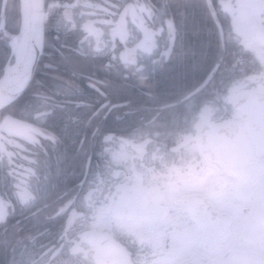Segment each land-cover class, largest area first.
I'll list each match as a JSON object with an SVG mask.
<instances>
[{"label": "snow or ice", "instance_id": "6c2138e0", "mask_svg": "<svg viewBox=\"0 0 264 264\" xmlns=\"http://www.w3.org/2000/svg\"><path fill=\"white\" fill-rule=\"evenodd\" d=\"M205 3L208 15L212 16L211 0ZM85 7L99 6L90 0H16L13 7L5 4L0 11V225H7L17 212L23 215L28 210L30 216L25 219L31 220L27 232L32 241L30 247L18 238L13 247L14 253L20 249L18 256L11 261L5 259L3 264H84L75 259L81 251L79 243L66 240L67 217L111 174L108 155L116 133L143 137L146 113L152 111L149 105L156 107L157 115L163 111L166 127L186 123L220 71L219 60L209 53L207 46L189 40L190 34H199L196 14H203L201 5L196 0H160L151 8L137 5L141 15L150 16L153 24L158 21V28L143 35L128 29L127 18L132 10L127 7L115 14L102 9L109 15L120 16L118 22L105 21L112 31L111 40L97 35L94 21L83 23L89 35L97 36L94 53L109 49L112 59L125 66L138 64L135 56L139 51L157 56L151 69L137 67L139 79L152 82L151 88L120 83L118 76L90 81L84 86L77 82L75 68L71 69L70 79H45L48 74L41 70L56 67L43 62L46 25L57 32L59 39L60 33L67 35L79 26L77 17H84ZM112 7L119 9L121 5ZM174 10H180V15ZM37 12L42 16L39 22L34 19ZM79 54L88 55L82 48ZM47 55L50 57L51 53ZM177 63L189 66L191 71L175 77L162 91L155 83L156 66L163 71ZM155 121L153 116L148 122L155 125ZM4 133L17 139L8 140ZM70 138L76 145L71 157L66 143ZM6 140L24 151H28L25 145L37 146L46 157L51 151L55 155L56 176L63 178L49 182L52 165L48 158L25 155L18 162L14 157L19 153L10 151ZM76 157L80 158V179L73 182L67 166L62 168L61 164ZM41 173L43 182L39 179ZM37 236L45 237L47 243L38 242Z\"/></svg>", "mask_w": 264, "mask_h": 264}, {"label": "flooded vegetation", "instance_id": "af4514ba", "mask_svg": "<svg viewBox=\"0 0 264 264\" xmlns=\"http://www.w3.org/2000/svg\"><path fill=\"white\" fill-rule=\"evenodd\" d=\"M90 2L99 7L83 8L85 15L83 18L77 17L80 24L75 30L67 35L60 33L59 39L46 41V55L43 57L45 62H51L53 65L56 63L59 72L57 77H63L65 80L71 78V73H67L66 68H75L78 73L76 79L82 80L84 86H87L90 81L110 80L118 76L123 84L133 80L139 86L151 88L152 82L139 79L137 67L143 65L146 69H151L152 61L157 59V56H149L139 51L135 56L138 64L125 66L118 60L112 59L109 49L94 53L92 48L96 44L97 36L89 35L83 28V23L89 20L94 21L99 30L97 35L105 40H111L112 31L105 21L118 22L120 16L109 15L102 9H108V12L114 14L122 12L127 6L126 0H90ZM159 2L160 0H139L137 5H147L151 8L153 4L158 5ZM196 2L203 5V0H196ZM127 3L132 10L127 18L128 29L143 35L145 32L152 31L153 27L158 28V21L153 24L150 16L141 15L137 5L130 3V0ZM5 4L11 8L13 0H0V11H3ZM116 4L121 5V8L112 7ZM174 13L179 16L180 10H174ZM244 20L240 35L236 31L234 18H232L233 23L228 25L230 31L227 39L239 41L241 37V43L248 45L247 48L258 54L259 47L264 49V44L253 37L260 31L264 32V14L263 16L251 15ZM248 25L252 27L249 31L250 39L244 41L243 33ZM198 32V35L190 34L189 40L197 44L204 43L203 36L204 33L209 34L208 30L201 29ZM82 40L83 44L80 43ZM160 46L163 48V41ZM81 48L88 55L81 56L79 54ZM47 53H51V56L49 57ZM61 53L64 54L63 57ZM54 59L55 61H52ZM71 60H75V65ZM262 61L264 63L263 59ZM156 68L155 83L162 91L168 88L175 77L191 71L189 66L181 63L165 67L163 71L160 70L159 65ZM93 71L96 75L92 74ZM47 74L50 75V73ZM79 76L86 78L80 79ZM254 87L264 91V85ZM235 95L236 92L231 99L218 96L216 105L208 103L205 97L200 106L189 114L187 122H181L179 126H176L182 129H193L190 132H184L183 135H165L169 132L167 129L171 127L164 126V113L161 111L157 115L154 105H149L152 111L146 113L143 137L134 138L126 133H116L117 139L110 146L108 155L112 163L111 174L99 183L97 189L82 204L71 209L67 217L68 231H76L78 227L80 229L76 233H68L66 240L73 242L74 239L79 238L91 248L90 255L84 253L78 255L86 262L84 264H114L111 257L114 249L107 250L103 263L96 260L97 245L94 241H86L81 236V233L88 228L110 230L131 250L136 264H264V168L252 181L231 176L229 186L226 189H220L215 181L217 169L211 165L208 156L199 151L195 139L196 130L200 127L204 116L214 121L232 117L238 122L237 135L242 134L245 129L253 132L255 127L257 131L262 129L264 98L259 97L257 104L235 105L233 102ZM223 100L229 101L230 104H223ZM153 116L156 117L155 125L148 122ZM240 120L247 122L240 123ZM240 126L244 127L240 128ZM12 139L17 138L12 136ZM237 140L235 153L237 160L234 167L237 174H242L250 168L252 148L249 145V137L240 136ZM68 141L69 148L75 150L76 145L72 139ZM25 147L28 151L19 150L12 144V151L19 153L14 157L18 162L25 155L32 158L42 156L43 151L37 146L25 145ZM96 163L94 160V167ZM75 165V161L71 160L72 167L67 168L73 182L80 179L75 175L77 170L73 167ZM62 178L57 177L56 169L51 168L49 182ZM39 179L41 182L44 181L43 173L40 174ZM118 185L134 188L141 197L151 193L153 201L149 203L150 206L134 212L145 219L116 217L112 207V192ZM176 193L181 194L176 195ZM165 198L169 202V213L163 217ZM104 208H107L112 216L107 225L102 224L100 220L101 209ZM120 213H123V210L120 209ZM221 213L227 215L226 218L222 217ZM19 216H13L10 219L9 228L13 232L20 228V223L24 222L23 242L31 247L32 241L28 239L27 232L31 220L25 219L30 216V213L26 210L24 218ZM125 224L137 225L139 231L128 229L124 227ZM251 232H256V235L252 237ZM101 235L102 241H99L102 242V247H116L117 243L110 242L107 235ZM12 239L13 246H16L17 240ZM37 241L47 243L45 237L37 236ZM176 241L179 244L182 241L190 248L188 254L182 256L181 248L177 247ZM36 250H40L38 244Z\"/></svg>", "mask_w": 264, "mask_h": 264}, {"label": "trees", "instance_id": "16d2710c", "mask_svg": "<svg viewBox=\"0 0 264 264\" xmlns=\"http://www.w3.org/2000/svg\"><path fill=\"white\" fill-rule=\"evenodd\" d=\"M128 1L129 0H126L125 5L127 4L126 7L129 8L130 5L129 3H127ZM130 3H133V5H137L139 3V0H130ZM15 4H16V0H13V6ZM201 7L204 9V12L203 14H201L200 12L196 14L197 28H200L197 30H201V29L205 31L208 30L209 34L206 35V33H204L205 38L203 34H201L203 36L204 44L207 46L209 53L214 54L217 57V59L221 61L220 71L217 73L216 79L212 82V84L209 85L208 93L206 95V99L208 101H211L214 104H216L217 103L216 99L218 98V96L221 95L222 97H224L227 93H229L232 87H235L236 85L241 84L244 81H247L250 76L262 73L264 71V68H263V63L257 57L256 53H254L249 49H246L245 46L240 41L227 39L226 47L224 48L220 39V33L217 28V24L215 23L213 17L208 15L207 5L205 3V0H203V5ZM219 9L221 11L220 12L221 19L225 27H228V25L231 23L229 14L226 11L222 10L221 8ZM55 38H56V31L52 29H47L46 41L55 40ZM221 57H223V59H221ZM52 61H55V59ZM71 61L75 65V60H71ZM43 62H45L44 59ZM54 66H56V63H54ZM41 71L44 74L50 73V75L48 74L45 76V79L48 80H52L54 77H57V74L59 73L57 67L52 69L44 68ZM66 72L71 73V69L66 70ZM92 74L96 75V73H92ZM77 82L82 84L80 80ZM80 127L81 128L84 127L83 122L80 123ZM167 131L173 132V133L167 132L165 134L169 136V135H177L183 131H188V129L171 127L167 129ZM38 158L40 160H43L45 158L50 159L52 165L51 168L56 169L55 155L51 151L49 152L47 157L43 152L42 156H39ZM71 160L75 161L76 165L73 167L74 168L77 167V169H79L80 172L79 157H76L75 159L70 158L65 160L61 164V167L63 168L67 166V168H71L72 167ZM77 175L79 176V174ZM19 214L20 213L17 212V214L14 216H19ZM12 217H10V219ZM10 219L7 225H0V264H3L5 259L11 261L14 258V256H18L20 249L17 248L16 252L15 253L13 252L14 246L12 244L13 241L12 238H15V240H17L18 238L21 239L25 238V230L22 227L24 223L23 222L21 223L20 228L18 230L11 232L9 228ZM5 229H7V231H5Z\"/></svg>", "mask_w": 264, "mask_h": 264}, {"label": "water", "instance_id": "95a60500", "mask_svg": "<svg viewBox=\"0 0 264 264\" xmlns=\"http://www.w3.org/2000/svg\"><path fill=\"white\" fill-rule=\"evenodd\" d=\"M43 2V0H42ZM212 5L214 6L213 15L220 25L221 29L223 28L222 22L218 16L216 7L214 2L211 0ZM34 19L36 22H39L42 19L40 12L34 14ZM249 31H245V38L248 39L250 36L248 34ZM224 37V32H223ZM254 37L259 39L264 43V32L260 31L258 34H255ZM257 96H260L259 93L254 92L251 89H243L238 96L235 98L244 97L246 100L244 101V105L257 104L256 100ZM251 98V99H250ZM250 99V100H249ZM254 100V101H253ZM208 122V121H207ZM242 123V122H240ZM238 122L234 119H225L221 122H208L202 123L199 132L204 133L206 137H212V142L214 143L213 153H208L211 163L219 169V173L216 176V180L219 183H222L225 187L228 183L227 174H234L236 169L234 167V158H236L235 154L233 155L232 146L233 143L236 144L237 140L235 137L237 135V127ZM245 126V125H244ZM244 126H240L243 128ZM250 131V132H249ZM260 135L256 133V130L253 132L251 130L245 129L240 136L249 137L252 140L249 144L252 148L251 151V167L246 173L242 172L241 177L245 179H255L259 174L260 170L264 167V136L262 132H259ZM261 138L262 141H257L258 138ZM235 140V141H234ZM202 151L206 152L205 149ZM254 163V166L252 167ZM226 180V182H225ZM152 197L150 194H145L141 197L140 193H135L134 190H124L122 188H117L113 193V207L116 216H131L137 217L138 214L134 212H138L142 209L149 207L151 203ZM120 209L123 210V213H120ZM164 209H167L165 206ZM97 230H87L83 233V236L87 239H91V235L97 233ZM107 232V231H106ZM109 233V232H107ZM123 248V247H122ZM125 254L123 253L120 257L122 260L125 259L126 263L120 264H134L130 252L126 247H124ZM103 256L102 249H98V257L101 258ZM97 257V258H98Z\"/></svg>", "mask_w": 264, "mask_h": 264}, {"label": "rangeland", "instance_id": "374dc122", "mask_svg": "<svg viewBox=\"0 0 264 264\" xmlns=\"http://www.w3.org/2000/svg\"><path fill=\"white\" fill-rule=\"evenodd\" d=\"M238 1L239 2H237L236 0L235 5H234L235 7L228 8L229 11L232 13L233 17H235V14L237 15V17L235 18V22H238V15H242L244 14V12L246 13L255 12L256 14L258 13L260 14L262 10L264 12V6L261 0H238ZM258 54L264 60V49L263 48L259 47ZM240 87L242 86H235L231 88L232 90L230 92L231 93L230 98H232L235 92L240 90ZM179 194L181 193H176V195H179ZM100 217H101L100 220L102 221V224H105V225H107L109 220L112 218L107 208L101 209ZM124 227H128V229H131L134 231H139V227L134 224H125ZM254 235H256V232H251V236L253 237ZM74 241L79 243L80 250H81L80 253H84L86 255L91 254V248L86 243L82 242L81 239L77 238V239H74ZM176 244H177V247L181 248L182 256H185L190 251V248H188L182 241H181V244H179L176 241Z\"/></svg>", "mask_w": 264, "mask_h": 264}, {"label": "bare ground", "instance_id": "6f19581e", "mask_svg": "<svg viewBox=\"0 0 264 264\" xmlns=\"http://www.w3.org/2000/svg\"><path fill=\"white\" fill-rule=\"evenodd\" d=\"M92 73H94V71ZM82 76H84V75H82ZM82 76H79L80 79L86 78V77H82ZM97 76H99V78L101 77L100 75H97ZM80 81H82V80H80ZM119 82L120 83H123V81H121V80H119ZM133 83H135V82H133V80H128L126 82V84H133ZM66 143L68 144V147H69L70 146L69 145V141H66ZM75 152H76V149L75 150H72V149L69 148V155H70V157L73 156L75 154Z\"/></svg>", "mask_w": 264, "mask_h": 264}]
</instances>
